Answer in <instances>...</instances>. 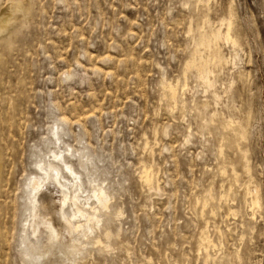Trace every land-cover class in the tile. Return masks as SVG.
I'll return each instance as SVG.
<instances>
[{
  "label": "rangeland",
  "instance_id": "374dc122",
  "mask_svg": "<svg viewBox=\"0 0 264 264\" xmlns=\"http://www.w3.org/2000/svg\"><path fill=\"white\" fill-rule=\"evenodd\" d=\"M10 2L22 7L0 28V264H30L25 186L61 124L93 154L123 235L104 254L64 234L38 264H264V0H0V16Z\"/></svg>",
  "mask_w": 264,
  "mask_h": 264
},
{
  "label": "bare ground",
  "instance_id": "6f19581e",
  "mask_svg": "<svg viewBox=\"0 0 264 264\" xmlns=\"http://www.w3.org/2000/svg\"><path fill=\"white\" fill-rule=\"evenodd\" d=\"M10 4H11V2H10ZM19 5L20 4H17V3L14 4L13 3L10 6L7 5L8 6L7 8L4 7L5 9L2 13L3 15L1 14V16H0V28H4L5 26L7 27L8 22L11 19H13L12 16L15 15L14 12L19 9ZM20 7H22V6L20 5ZM21 9H23V8H21ZM17 13H18V11L16 12V14ZM2 16H5L6 18H4ZM190 29H189V31H190ZM226 33H228V31H226ZM212 34H214V33H212ZM223 34L225 35V33H223ZM230 34L231 33H228L226 35V38L224 36L223 40L227 39L228 42H233V44L236 45V42L232 40ZM215 36H217V35H215ZM220 36L222 37L223 35H220ZM209 38H211V37H209ZM207 39H208V37H207ZM217 39H215V40H217ZM220 39L221 38H219L218 41H220ZM202 42L203 41H200V43H202ZM215 43H217V41ZM215 47H217L216 44H215ZM207 48H208V46H207ZM217 49H218V47H217ZM215 56L218 59V56L217 55H215ZM219 56H220V54H219ZM193 57H195V56H193ZM197 57L199 58L200 55ZM221 57H222V55H221ZM221 57H220V59L223 60V58H221ZM190 60H192V59H190ZM225 60H226V58H225ZM217 62H220V61H217ZM222 62H224V61H222ZM229 62H233V64L235 65L236 64V58L234 57V59H230V60L227 59L226 64H229ZM189 64H190V62H189ZM192 64H194V62H192ZM200 64H199V66H200ZM186 65H188V64L186 63ZM186 65H185V67H186ZM216 66H218V65H216ZM222 66H223V64H222ZM189 67H190V65H189ZM196 67H197V65H196ZM191 68H192V66H191ZM191 68H188V66H187V70H189V69L191 70ZM220 69H221V67H220ZM193 70H195V69H193ZM201 70H203V69H201ZM203 72L205 73V71H203ZM207 72L210 73L211 71L208 69ZM204 73H201L202 75H199V74H197V75L201 76L200 77L201 81L204 84H206V86H210L212 82L210 81L209 78H207V77H206L207 79L205 78V76L203 75ZM208 74L206 76H208ZM186 78H187V75H186L185 79ZM184 81H187V80H184ZM187 82L184 83L183 86H181L183 95L189 86ZM168 84H171V83H168ZM176 86L174 87V86L170 85L169 89H168L170 91V95H171L170 98H172V99L174 98L175 100H176V97H178V95H177L178 93L176 91ZM165 88H166V86H165ZM165 94H166V92H165ZM167 95H168V91H167ZM180 97H182V96H180ZM183 98H184V96H183ZM183 98H182V103H185ZM174 99H173V101H174ZM178 101H180V100H178ZM174 103H177V101ZM177 104H180V103H177ZM182 105H184V104H182ZM169 109H170V107H169ZM173 109H175V108L173 107ZM63 126H64V124H61V125H58L57 127H55L53 129V132H55L54 135L56 137V141L59 142V144L60 143L62 144V146H60L58 148V150L56 149V151H54L55 152L54 159L48 160V161L43 160V159H42V161L39 160V161L43 162V164L37 163V164H39L38 168H39L40 173L37 172L38 173L37 175H35L31 178H28V183L26 182L27 183L26 186L24 185L25 187H27V188L24 187L26 189V191L24 190L25 191L24 192L25 193V195H24L25 196V203L24 204H26L25 210L27 211L28 216L26 218L27 224L23 227V230H22V232H24L25 235L23 236V234L21 232L20 235L23 237H22V239L20 238L21 236L19 238L22 240L21 246H23V248H24L23 250L21 249L23 251L22 252V255L24 257L23 261L26 262L27 261L26 258H28L27 262H29L30 264H34V263L38 264L39 260L45 259V257H48L47 255H50L52 250L55 247H57V243L61 241L64 234L71 235L72 237H74L77 240V242H79L81 245H84V247L89 246V245L95 246L96 249L98 248V250L100 252H103L104 254L111 253V251L114 250L113 246L118 245L117 243L113 244L114 240H116V239L119 240L120 237L123 235V230L121 228L122 223L120 221L121 218L123 217V209L118 205L115 206L112 204V199H113L114 194L111 191V189L105 185V181H100V180L96 179V177H95L96 166L93 163V160H94L93 154L90 152L89 147H87V146H82L79 149H74L71 145L67 144V142L64 138H65V136L68 135V132L66 131V129H64ZM61 127H63V128H61ZM78 143L80 145L81 140H79ZM146 145H148V144L146 143ZM144 166L145 167L143 168L142 173L140 175L141 181L143 180V182H146L148 186H151L152 185L151 183H153L152 182V180H153L152 175H154V174L151 173V169H150L151 166L150 167L146 166V165H144ZM233 171H235V170H233ZM226 172H227V170H226ZM223 173H225V172H223ZM51 187L56 188L57 191H53L51 189ZM230 187H231V185H230ZM146 188H148V187H146ZM225 189L228 190V187ZM222 191H221V194H222ZM229 191H227V192H229ZM59 192H60L61 199H57V195ZM226 194H228V193H226ZM226 194L224 193L225 196H226ZM256 194H257V192H256ZM250 195H252V193ZM250 195H247V196H250ZM256 197H257V195H256ZM256 197H255V199L253 198L254 200H253L252 206H256V205L259 206V204H261L260 201L258 200V198H256ZM223 199H224V197H223ZM223 199H221V200H223ZM250 199H252V198H250ZM198 200L199 199H197V201ZM219 202H222V201L219 200ZM225 202H227V200ZM250 205H248V206H250ZM211 208H212V206H211ZM256 208H258V207H256ZM256 208H252V210L256 209ZM203 210H205V207ZM24 222H25V220H24ZM208 224L210 225L211 223H208ZM209 225H207V227ZM205 229H206V227H205ZM204 233L206 234V232H204ZM200 235H201V232H200ZM203 237H205V236H203ZM200 238H201V236H200ZM202 239H204V238H202ZM197 240H199V239H197ZM208 243H210V242H208ZM207 244H206V246H207ZM206 246H204V247H206ZM212 246L214 248L215 245H212ZM95 247H94V249H95ZM201 248H202V246H201ZM94 249H92V250H94ZM198 249H200V248H198ZM82 250H83V248H82ZM87 250H89V248H87ZM209 253L211 255V251ZM104 254H102V256ZM208 254H206V255H208ZM205 258H207V257H205ZM205 263H207V262H205Z\"/></svg>",
  "mask_w": 264,
  "mask_h": 264
}]
</instances>
